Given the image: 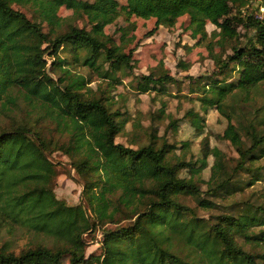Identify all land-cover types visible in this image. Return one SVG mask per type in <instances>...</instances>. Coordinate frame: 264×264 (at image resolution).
Masks as SVG:
<instances>
[{"label": "trees", "instance_id": "obj_1", "mask_svg": "<svg viewBox=\"0 0 264 264\" xmlns=\"http://www.w3.org/2000/svg\"><path fill=\"white\" fill-rule=\"evenodd\" d=\"M12 1L0 0V230H27L54 244L40 242L20 253L0 246V264H63L65 258L70 264H264V204L245 201L239 214L215 221L199 217L182 197H195L207 210L216 206L201 197L194 180L207 168L206 160L174 158L175 147L155 129L147 144L116 142L128 120L125 112L113 109L109 96L94 95L87 86L91 81L71 71L82 65L109 82L119 81V72L133 75L134 51L104 34V27L120 16L117 1L50 0L44 14L48 23H59L55 13L66 5L94 24L91 30L70 25L63 33L53 31V38ZM251 5V0H129L123 10L128 18H155L149 34L174 27L183 16L191 17L195 38L209 37L207 23L220 29V52H210L214 70L189 78L191 92H199L208 113L222 110L237 92L250 93L264 84V17L255 16ZM243 26L252 31L250 37L237 31ZM47 55L53 59L50 68ZM179 66L188 69L183 61ZM135 80L138 92L161 93L181 84L162 63ZM15 110L23 112L22 119ZM188 115L202 134L204 117L194 111ZM57 132L67 141H60ZM247 134L248 147L231 121L224 131L223 139L239 153L232 168L220 149L209 151L214 164L208 194L231 195L238 172L264 157V118ZM54 151L68 156L81 177L84 202L71 206L57 198L56 165L48 154ZM100 227L102 253L87 256L86 235Z\"/></svg>", "mask_w": 264, "mask_h": 264}, {"label": "rangeland", "instance_id": "obj_2", "mask_svg": "<svg viewBox=\"0 0 264 264\" xmlns=\"http://www.w3.org/2000/svg\"><path fill=\"white\" fill-rule=\"evenodd\" d=\"M50 0H13L15 9L23 11L32 21L42 23L44 31L53 38L55 33L65 32L70 25L85 27L91 30L94 26L90 17L85 14L74 12L66 5L60 6L55 15L59 23L51 24L45 20V6ZM80 4H94L95 0H75ZM120 16L111 24L104 27L110 41L122 46L126 51H134V68L132 76H125L119 72V81L109 82L100 78L97 74L89 72L82 65H74L71 71L76 75H84L90 83L94 95L109 96L114 103L113 109L125 112L127 117L124 129L117 136L116 142L124 143L127 146L137 147L147 144L154 129L158 137L163 136L165 140L175 148L171 156L177 159L185 158L186 161H201L205 159L207 168L194 176L197 185L203 191L202 198L213 201L216 206L213 209H204L198 205L195 197L186 195L182 201L193 208L199 217L215 221V217L223 214H239L241 205L245 201L264 204V157L255 162L247 163V170L238 172L231 184V195L212 196L208 194L207 181L211 176V167L214 164V157L209 155L213 147H217L223 153L227 165L232 168L239 160V153L230 140L223 139V134L229 122L240 129L241 137L245 144L250 146L251 142L247 129L251 124L258 123L264 118V84L253 89L250 93L237 92L230 96L222 110L212 108L205 113L202 103L198 100L199 92H191L189 78H197L200 75L210 74L214 68V61L210 58L211 50L214 53L220 52L219 43L223 41L220 29L213 24L207 23V31L210 33L206 39L201 36H193L195 25L191 17H181L172 28L159 27L153 34H149L156 27V19H143L137 16L127 17L123 7H126L129 0H116ZM264 1L251 0V10L259 19L264 17ZM237 31H247L248 36L252 31L243 26ZM251 31V32H250ZM244 41V40H243ZM226 41V46L229 45ZM65 57V53H62ZM50 68L53 59L47 55ZM180 61L188 65V69L179 66ZM164 66L180 80V85L170 84L166 92L157 93L138 92L135 89L137 84L135 76L141 77L148 74L158 65ZM52 75H56L50 70ZM233 81L238 80L235 74ZM112 84L111 87H109ZM194 111L204 117L201 122L203 133L198 134L192 125L189 113ZM14 115L18 119L23 118V112L15 110ZM32 117H36L33 114ZM7 123L10 124L8 120ZM173 123V124H172ZM8 125V124H7ZM43 125V124H42ZM56 137L60 141L65 140V134L57 132ZM162 141V140H161ZM189 141L190 145L184 149L183 142ZM49 158L55 163L57 175L55 178L54 190L57 198L64 200L68 205L75 206L85 201L82 196L83 181L71 165L68 156L60 151L50 152ZM207 154V155H206ZM198 162V164H199ZM199 166V165H197ZM182 176H188L187 170H182ZM257 176V177H256ZM259 176V177H258ZM255 177V178H253ZM258 179V180H257ZM226 194V193H225ZM224 196V197H223ZM129 223V222H128ZM127 224V223H126ZM115 227V226H110ZM103 228L86 235L88 242L86 255H101V241ZM42 242L53 246L54 241L34 235L32 232L20 229L2 227L0 230V246H6L9 250L20 253L22 250L33 247ZM63 264H70L69 258H65Z\"/></svg>", "mask_w": 264, "mask_h": 264}]
</instances>
